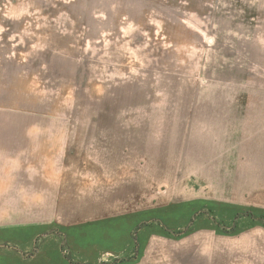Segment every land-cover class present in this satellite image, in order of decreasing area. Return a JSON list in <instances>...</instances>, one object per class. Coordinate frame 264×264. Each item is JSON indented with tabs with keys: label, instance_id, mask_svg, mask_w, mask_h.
I'll return each mask as SVG.
<instances>
[{
	"label": "rangeland",
	"instance_id": "1",
	"mask_svg": "<svg viewBox=\"0 0 264 264\" xmlns=\"http://www.w3.org/2000/svg\"><path fill=\"white\" fill-rule=\"evenodd\" d=\"M0 98L27 113L120 119L129 208L197 201L181 203V223L201 216V236L187 237V220L177 234L200 262L184 264H226L213 249L231 245L234 264H264L241 262L248 244L264 260L260 231L206 232L264 227L261 139L221 138L215 125L226 109L256 119L264 99V0H0Z\"/></svg>",
	"mask_w": 264,
	"mask_h": 264
},
{
	"label": "crops",
	"instance_id": "2",
	"mask_svg": "<svg viewBox=\"0 0 264 264\" xmlns=\"http://www.w3.org/2000/svg\"><path fill=\"white\" fill-rule=\"evenodd\" d=\"M257 107L256 119L247 117L254 109L236 118L226 109L215 125L219 137L231 141L257 134L262 169L264 99ZM121 122L115 116L27 113L0 98V264H96L103 253L114 254V264L200 262L201 249L177 234L188 221L193 227L187 237L201 236V216L181 223V203L197 201L176 198L129 208L133 185L123 177L122 151L130 140L123 143ZM259 180L264 187V178ZM209 228L226 238L260 231L264 243V227L237 233ZM247 247L252 255V244ZM213 253L212 262H235L232 245ZM250 255L241 262H264ZM126 257L131 258L116 262Z\"/></svg>",
	"mask_w": 264,
	"mask_h": 264
},
{
	"label": "built area",
	"instance_id": "3",
	"mask_svg": "<svg viewBox=\"0 0 264 264\" xmlns=\"http://www.w3.org/2000/svg\"><path fill=\"white\" fill-rule=\"evenodd\" d=\"M103 259H105V258H103Z\"/></svg>",
	"mask_w": 264,
	"mask_h": 264
}]
</instances>
